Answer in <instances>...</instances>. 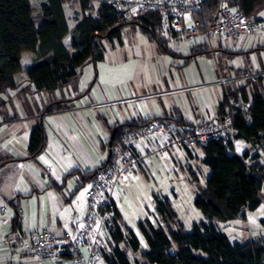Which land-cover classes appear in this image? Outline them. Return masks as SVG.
Masks as SVG:
<instances>
[{
    "label": "crops",
    "instance_id": "1",
    "mask_svg": "<svg viewBox=\"0 0 264 264\" xmlns=\"http://www.w3.org/2000/svg\"><path fill=\"white\" fill-rule=\"evenodd\" d=\"M68 4L72 15L67 11ZM64 9L69 25L64 44L74 53L70 45L71 32L81 19L80 4L66 1ZM257 15L264 21V8ZM152 40L158 46L150 48L143 66L114 70L115 61H112L114 63L102 68L100 64L108 61L105 54L101 63H86L76 78L54 91L38 90L25 71H21L15 75L17 87L0 94V264H21L22 240L42 228L58 232L75 228L87 210L86 193L80 197L79 192L90 182L81 186L83 180L77 172L85 175L108 161L109 141L117 126L171 118L183 121L184 124L178 125L186 129L223 117L226 109L222 114L225 91L222 79L230 90L246 87L250 98L251 83L257 82L264 93V30L240 38L214 35L215 57L207 51L205 38L200 35L190 41L164 39L167 43L164 48ZM34 56L31 51L22 52L23 70L33 65ZM59 101L64 108L46 111ZM40 122L46 135L44 146L37 155L30 156L31 131ZM148 143L154 145V140ZM136 145L145 152L146 142ZM233 146L238 154L248 149L253 154V148L243 138H237ZM203 158L201 147L192 151L171 149L164 155L163 162L157 156L151 157V166L144 165L125 179L122 186L132 189L143 184L144 178L150 175L162 183L160 175L169 176L185 168L193 181L200 180L202 166L194 162L209 169ZM260 161L264 163V153ZM153 195L155 198L167 196L174 209L172 194ZM116 208L123 223L118 200ZM146 218L156 225L157 220L163 219L158 206L141 220ZM235 220L238 219L231 221ZM248 221L249 211L243 223ZM159 225L163 226L164 222L161 220ZM122 227L128 234L124 223ZM134 233L140 241V249L143 248L140 229ZM119 246L123 250L121 243Z\"/></svg>",
    "mask_w": 264,
    "mask_h": 264
},
{
    "label": "trees",
    "instance_id": "2",
    "mask_svg": "<svg viewBox=\"0 0 264 264\" xmlns=\"http://www.w3.org/2000/svg\"><path fill=\"white\" fill-rule=\"evenodd\" d=\"M66 1L78 2L83 11L71 32L70 45L74 53L64 44V38L69 33L64 9ZM216 4L217 0L207 3L202 13L204 20L214 12ZM233 5L240 12L257 15L264 8V0H233ZM92 6V0H43L39 13L34 14L30 0H0V94L17 87L15 75L21 71H25L38 90L54 91L68 84L78 76L79 69L86 63L104 60V38L121 39L124 28L132 24L139 25L163 48L166 46V41L155 31V25L161 18L159 14L143 13L138 20L120 24L110 4H100L98 15L91 13ZM206 49L209 51L207 44ZM23 51L35 54L33 65L25 70L21 65ZM251 84L252 98L246 87L231 90V93L234 97L241 96L251 101V122L237 116L236 124L240 129L237 138L247 141L253 148V154L249 149L242 154L236 153L233 141L224 143L213 140L199 146L204 151L203 163L210 168V174L205 184L198 187L194 200L204 219L194 222L192 230L186 231L177 220L169 198L166 202L158 201V211L170 229L154 224L149 218L139 222V229L147 242V248L141 251L144 264H264V237L231 241L220 225L234 219L246 220L247 212L256 210L264 201V163L260 161L264 146L261 153L255 151L258 143L264 145V93L257 82ZM61 108L64 106L59 101L52 103L46 111ZM225 109L224 100L221 104L222 114H225ZM162 119L172 121L171 118ZM154 120L158 119L117 126L109 141V149L120 142L126 130ZM174 122L184 124L181 120ZM45 136L41 122L33 127L28 147L30 156L42 151ZM99 168L85 175L78 171L83 180L81 186L91 180ZM17 214L19 220L18 209ZM121 222L116 208L109 231L115 246L109 254L104 251L106 264H133L119 246L128 237L132 249H140L137 235L128 227L126 234ZM176 222L179 227L172 228L171 224Z\"/></svg>",
    "mask_w": 264,
    "mask_h": 264
},
{
    "label": "built area",
    "instance_id": "3",
    "mask_svg": "<svg viewBox=\"0 0 264 264\" xmlns=\"http://www.w3.org/2000/svg\"><path fill=\"white\" fill-rule=\"evenodd\" d=\"M210 0H92L91 13L108 3L113 8L118 23L138 20L143 13H157L160 21L155 25L157 34L170 41H190L200 35L205 38L209 51L216 56L214 35L224 34L234 38L254 35L264 30V21L256 14L236 10L233 0H217L216 9L207 18L202 13ZM224 100L226 114L194 127L182 128L172 121L158 119L126 130L119 143L110 150L108 161L99 168L86 190L87 210L73 230L55 231L45 227L22 240L21 264H103L106 236L115 215L117 198L123 197L122 183L144 165L151 166V157H163L171 149L192 151L210 141L229 143L235 141L240 129L236 117L251 122V101L234 97L226 87ZM154 140V145L149 140ZM146 142V150L137 143ZM263 143L255 146L261 153ZM153 166V165H152ZM177 195L173 190L172 196ZM167 196L159 195L157 201L166 202Z\"/></svg>",
    "mask_w": 264,
    "mask_h": 264
},
{
    "label": "rangeland",
    "instance_id": "4",
    "mask_svg": "<svg viewBox=\"0 0 264 264\" xmlns=\"http://www.w3.org/2000/svg\"><path fill=\"white\" fill-rule=\"evenodd\" d=\"M42 1L43 0H30L35 10L34 14L39 13ZM66 7L68 13L72 15L71 5L68 4ZM82 15L83 11L80 6V17H82ZM68 40L69 38L67 39V42ZM213 43H215L214 38ZM102 44L109 62L107 61L106 63H101L103 60L96 62L101 63L100 67L102 66V68H106L105 66H109L108 64L111 65L114 63L112 61H115L114 65H112L115 68L109 67L114 68V70H120L125 67L135 68L136 66H143L146 63L145 60L149 55L150 48L158 46L157 43L152 40L150 35L145 33L139 25L133 24L124 28L121 39L104 38L102 40ZM173 46L175 45H172V47ZM160 51L162 52L161 49ZM262 153H264V150ZM194 165L199 167L202 166L199 174L200 180L197 182L192 180L193 177L191 176L190 171L185 168L178 173L172 172L169 176L160 175L161 181L163 180L162 183L156 182V180L150 175L149 177L144 178L143 184H140L132 189H126L122 186L123 197L117 198V200L119 202L120 211L123 215L124 226H127L133 231L139 232V222L142 216H150L158 206L157 198H155L153 193L163 192L164 194H172L173 190H176L177 195L174 196V209L178 214L177 220L181 221L184 230H192L193 223L204 218L201 210L196 207L194 202L196 191L198 187L205 184L206 179L210 174V168H206L205 165L200 162L195 161ZM87 189L88 187L86 185L80 189V197L85 195ZM81 193H83V195H81ZM263 218L264 201L256 210L249 211L248 222L243 223V219H238L235 221H229L230 223L228 222L226 225L222 224L221 227L225 229V232L231 234V236H229L231 241H245L247 238L257 236L264 237ZM161 220L164 222L163 226L165 229L169 230L170 228L164 219L157 220V225H159ZM123 223L121 222L122 226ZM176 223H173L172 227L178 228L179 224ZM140 240L141 243H143V248L138 251H134L132 249L129 237L126 241L121 243L123 250L128 254L133 264H144L145 262L141 251L147 248V242L141 234ZM114 246L115 243L112 235L107 234L105 254H109ZM103 264H106L105 260Z\"/></svg>",
    "mask_w": 264,
    "mask_h": 264
},
{
    "label": "snow or ice",
    "instance_id": "5",
    "mask_svg": "<svg viewBox=\"0 0 264 264\" xmlns=\"http://www.w3.org/2000/svg\"><path fill=\"white\" fill-rule=\"evenodd\" d=\"M41 159H43V157H41ZM81 195H83V193H81Z\"/></svg>",
    "mask_w": 264,
    "mask_h": 264
}]
</instances>
